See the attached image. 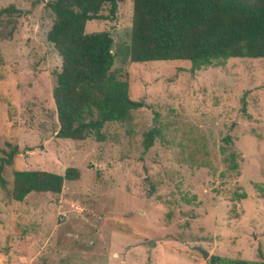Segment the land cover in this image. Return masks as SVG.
<instances>
[{
	"label": "rangeland",
	"instance_id": "1",
	"mask_svg": "<svg viewBox=\"0 0 264 264\" xmlns=\"http://www.w3.org/2000/svg\"><path fill=\"white\" fill-rule=\"evenodd\" d=\"M47 3L0 0V8L22 11L13 35L0 36V163L16 149L4 164L7 189L14 171L74 167L80 177L59 194L22 202L0 188V264L264 260V58L193 69L116 57L131 99L144 107L129 126L105 124L103 142L61 139L52 97L61 58L46 38L54 20ZM131 16L125 0L113 19L88 21L85 32L127 44ZM152 128L159 132L145 150Z\"/></svg>",
	"mask_w": 264,
	"mask_h": 264
},
{
	"label": "trees",
	"instance_id": "2",
	"mask_svg": "<svg viewBox=\"0 0 264 264\" xmlns=\"http://www.w3.org/2000/svg\"><path fill=\"white\" fill-rule=\"evenodd\" d=\"M125 0H48L54 15L47 32L61 58L52 97L57 116L58 138L105 141V124L129 126L132 111L144 107L131 99L122 63L186 61L193 69L219 64L231 58H264V0H131L129 42L115 45L107 32L87 34L88 21L113 19ZM107 7L108 14L102 10ZM22 11L14 5L0 8V36L10 38ZM156 128L144 134L145 150L158 135ZM230 144V137L223 140ZM12 148L0 163V188L22 202L31 193L59 194L65 182L79 179V170L63 174L43 170L13 172L12 186L3 176L11 164ZM224 152V150H222ZM236 169L233 153L224 158ZM5 164V165H4ZM208 264H264L262 261L229 260L211 255Z\"/></svg>",
	"mask_w": 264,
	"mask_h": 264
},
{
	"label": "water",
	"instance_id": "3",
	"mask_svg": "<svg viewBox=\"0 0 264 264\" xmlns=\"http://www.w3.org/2000/svg\"><path fill=\"white\" fill-rule=\"evenodd\" d=\"M201 254H202L204 259H207L209 257V253L206 251H201Z\"/></svg>",
	"mask_w": 264,
	"mask_h": 264
}]
</instances>
